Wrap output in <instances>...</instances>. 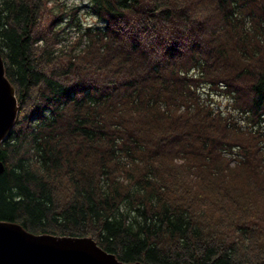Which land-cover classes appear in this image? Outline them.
<instances>
[{"label":"trees","instance_id":"trees-1","mask_svg":"<svg viewBox=\"0 0 264 264\" xmlns=\"http://www.w3.org/2000/svg\"><path fill=\"white\" fill-rule=\"evenodd\" d=\"M88 7L96 24L63 0H0L19 108L0 222L126 263L264 264V0Z\"/></svg>","mask_w":264,"mask_h":264},{"label":"water","instance_id":"water-1","mask_svg":"<svg viewBox=\"0 0 264 264\" xmlns=\"http://www.w3.org/2000/svg\"><path fill=\"white\" fill-rule=\"evenodd\" d=\"M18 105L0 56V143L12 130ZM4 167L0 162V174ZM0 264H142L121 262L91 238L34 235L20 225L0 222Z\"/></svg>","mask_w":264,"mask_h":264},{"label":"rangeland","instance_id":"rangeland-1","mask_svg":"<svg viewBox=\"0 0 264 264\" xmlns=\"http://www.w3.org/2000/svg\"><path fill=\"white\" fill-rule=\"evenodd\" d=\"M63 1L66 2V4L68 6H72V5H81L82 6V9L79 12V17H80L81 22L84 25H92V24L97 23L96 16L90 12L89 13L86 12V10L89 9V7H88L89 0H63ZM48 4L51 5V2H49ZM60 36H62V38L65 39L64 41H62V43L63 42L71 43L76 38V31L73 30V28H68L66 26L64 29V32L62 31ZM56 48H58V42H57ZM224 98H226V97H222L219 95H217V97H214V99H213L214 105L215 106L218 105L221 108L226 107L228 102Z\"/></svg>","mask_w":264,"mask_h":264}]
</instances>
